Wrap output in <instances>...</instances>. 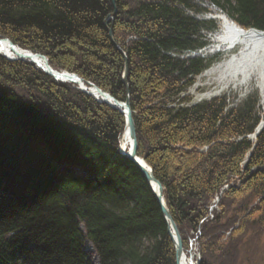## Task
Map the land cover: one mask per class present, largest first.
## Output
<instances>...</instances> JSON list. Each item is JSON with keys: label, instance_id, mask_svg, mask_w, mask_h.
<instances>
[{"label": "trees", "instance_id": "trees-1", "mask_svg": "<svg viewBox=\"0 0 264 264\" xmlns=\"http://www.w3.org/2000/svg\"><path fill=\"white\" fill-rule=\"evenodd\" d=\"M192 5L264 30V0H0V40L119 102L128 94L135 154L151 168L184 251V231L198 229L204 205L232 177L240 184L221 199L240 203L241 231L264 227V128L247 138L255 101L227 108L223 97L179 98L222 52L195 55L218 25L188 16ZM114 10L107 27L121 52L103 25ZM123 128L117 110L74 83L0 55V264H178L157 200L118 151ZM220 219L202 224L199 264L217 262Z\"/></svg>", "mask_w": 264, "mask_h": 264}, {"label": "rangeland", "instance_id": "rangeland-1", "mask_svg": "<svg viewBox=\"0 0 264 264\" xmlns=\"http://www.w3.org/2000/svg\"><path fill=\"white\" fill-rule=\"evenodd\" d=\"M146 1L148 0H124L126 4L132 7L138 2H146ZM197 6H198L196 9L197 11L194 10L195 6H193V9H191V11L186 10V14L194 18L195 20L201 21V18L203 17L205 19H208L205 16L217 13L216 11L213 12L212 8L207 7L206 5H197ZM213 22L217 24L216 21H213ZM199 40L202 43V46L199 48V51L204 52V53H201L202 55H207V52L219 53L215 51L216 48L215 49L212 48L213 50H208V48L211 49V45L209 44V41L207 40L205 32L203 33V35H201ZM203 48L205 49L203 50ZM199 75H197L193 79L192 84L188 88H186V90L179 96V98L183 100H187L186 103H184V105L201 103L204 101H208L212 98L223 97L224 103L226 104L227 108H234L235 106H238L241 102H243L245 99H252L255 101V106L257 105L258 123L261 120L264 121V104L258 103V96L255 91H251L245 95H242L239 90L236 91L231 88L229 90L226 89L225 92L219 96H214L208 99L206 98L203 99V98H200V96L206 92H209L210 90H213L216 87V85L214 84L213 78L207 77L204 79L203 78L200 79L198 78ZM67 83H74L75 86L77 87L76 83L73 81L72 82L70 81ZM228 85L230 84H227L225 86L228 87ZM231 86L234 88L235 85H231ZM248 137L249 136H247V138ZM243 166H244V163L240 167L243 168ZM227 184H228V187L224 189L222 192L218 193L217 195L218 200H217L216 206H214L215 208L212 213V218H209L210 214L208 213L210 212L207 211L209 206H211L212 199H210V201L207 202L206 205H204V207L206 206V210H205L206 218L201 221V224L198 227V231L197 232L196 231L191 232L190 230L184 231L187 241H188V249L184 252L188 254L192 252L191 248L193 250L195 249V251L197 250L199 257L201 258V254H200L201 245H200L199 239L202 234V231H201L202 224L206 222H211L212 220H214L216 215H221V219L219 220V222L213 223L214 229H217L218 227L221 226L220 228H218V231L221 229L220 239L217 240L216 238V236L218 235L217 233L218 231L213 233V235L215 236L213 246H214V249L216 250V252H214L213 255H215L217 258L216 260L217 262H215V264H264V227H261L259 225H251V226L248 225L245 227L243 231H241V229L243 228L240 229V227L244 226L246 217H243V219H239L236 216L235 218L236 207L240 203H237V205L236 206L234 205V207L232 206L230 207L229 200L225 198L221 199L223 198V193L226 190H228V188L236 187L240 184V179L238 177H232L230 180H228ZM87 250L90 251L89 248ZM93 260H95L94 257L91 260V264H97V262L93 263Z\"/></svg>", "mask_w": 264, "mask_h": 264}, {"label": "bare ground", "instance_id": "bare-ground-1", "mask_svg": "<svg viewBox=\"0 0 264 264\" xmlns=\"http://www.w3.org/2000/svg\"><path fill=\"white\" fill-rule=\"evenodd\" d=\"M219 11V10H218ZM208 20L216 21L218 28L207 32L206 37L212 48L222 50L218 61L213 62L205 68L198 78H213L216 87L200 96V98H211L219 96L225 90H239L242 95L255 91L258 96V103L264 104V33L248 31L244 32L235 23H231L224 15L214 13L205 16ZM224 48V50H223ZM0 54L16 56L8 47H0ZM25 60L35 61L40 66L45 67V60L39 55L33 57L25 56ZM29 62V61H28ZM58 72L57 70H55ZM66 82V81H65ZM72 82V81H71ZM228 85L226 87L225 85ZM231 85H235L234 88ZM225 86V87H224ZM232 91V90H231ZM98 98H101L98 96ZM123 109L121 105H118ZM264 126L261 120L255 127V132ZM249 140L254 141V133L248 135ZM119 147L126 151L128 147L127 125H124L119 138ZM155 189L161 193L157 184ZM91 250V249H90ZM190 253L186 254L184 250L181 257L186 264H197L200 259L197 250L191 248ZM96 259L93 260V263Z\"/></svg>", "mask_w": 264, "mask_h": 264}, {"label": "water", "instance_id": "water-1", "mask_svg": "<svg viewBox=\"0 0 264 264\" xmlns=\"http://www.w3.org/2000/svg\"><path fill=\"white\" fill-rule=\"evenodd\" d=\"M112 5L114 6V0H112ZM114 15H115V10L112 13H110L106 17V19L103 21V25L106 27V31H107L109 37L111 38V40H112L111 29L109 27H107V23L109 20H111L114 17ZM242 30L244 32L254 31V32L264 33V30H258L255 28H248V29H242ZM113 44L115 45L114 41H113ZM115 46L121 52L120 48L117 45H115ZM0 47H8L13 52L16 53V56H8V55L0 54L3 57H6V58L11 59V60H25L26 59L25 56L31 58L34 56V54L39 55L40 57H42L45 60V62H46L45 67L40 66L39 64L35 63V61H31V60H27V61L33 63L36 68H40L44 73L48 74L49 76H51L56 81H60V82L73 81V82H75L77 85V88L79 90H82L88 94H91L94 97V99L97 100V102L104 103V104L108 105L112 109L117 110L123 116L124 125H127L128 147H127L126 151H123L119 147L118 151L123 157H125L126 159L131 161L139 169V171L141 172V174L145 178V181H146L151 193L153 194L154 198L157 200V203L160 207L162 216H163L164 221L167 225V232H168V235L170 237V240H171L174 252H175V257H176L177 263L178 264H186L181 257V252L183 249L181 248V245H180V237H179L178 227L171 217V214H170V212L166 206L163 195L155 189V184L158 185V183L154 180V178L152 176V170L143 158L138 157L135 154V125H134V121H133L132 115H131L130 110H129L128 94H126V98L123 102H119V101L113 99L108 93L102 91L98 87L86 86L85 84H83V82L80 80V78L74 73L67 72L65 70H59L58 72H56L55 69H53L47 63L45 57L41 54L33 53L28 49H22L13 43L4 42L2 40H0ZM207 54H213V53L207 52ZM195 55H202V54L198 50L195 53ZM126 75H127V62L125 59V64H124V68H123V72H122V80L125 84H126ZM98 96L101 98H98ZM118 105H121L123 107V109H120L118 107ZM263 128H264V126L262 128H260L259 130H257L256 132L255 131L252 132V133H254V141H255V138L257 137V135L259 134V132L261 131V129H263ZM254 141H253V143H254ZM249 155H250V152L247 154V157L245 158V162L247 161V158ZM89 249H91L90 245H89ZM199 262H200V259L197 261V264H199Z\"/></svg>", "mask_w": 264, "mask_h": 264}, {"label": "built area", "instance_id": "built-area-1", "mask_svg": "<svg viewBox=\"0 0 264 264\" xmlns=\"http://www.w3.org/2000/svg\"><path fill=\"white\" fill-rule=\"evenodd\" d=\"M208 7H211L213 12L216 11L217 13L221 14V15H224L231 23H234L231 19H229L223 12L221 11H218L214 6H208ZM230 179V178H229ZM228 181H225V183L223 184V186L221 187V189L219 190V193L222 192L224 189H226L228 187V184H227ZM218 194H216L213 199L211 200V206H209L208 208V214H210V217L209 218H212V213L214 211V206H216V203H217V200H218ZM206 218V217H205ZM204 218V219H205ZM201 222L199 223V226H200ZM191 232H193L192 230H190ZM198 231V229L196 230V232ZM194 243V242H193ZM192 243V244H193Z\"/></svg>", "mask_w": 264, "mask_h": 264}]
</instances>
